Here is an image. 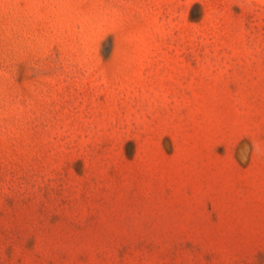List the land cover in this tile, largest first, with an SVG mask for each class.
Here are the masks:
<instances>
[{
	"label": "rangeland",
	"instance_id": "obj_1",
	"mask_svg": "<svg viewBox=\"0 0 264 264\" xmlns=\"http://www.w3.org/2000/svg\"><path fill=\"white\" fill-rule=\"evenodd\" d=\"M0 264H264V0H0Z\"/></svg>",
	"mask_w": 264,
	"mask_h": 264
}]
</instances>
